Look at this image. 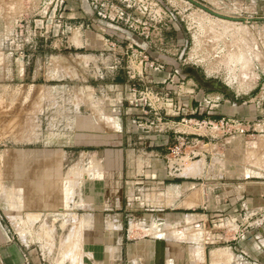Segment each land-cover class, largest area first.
Listing matches in <instances>:
<instances>
[{"label": "crops", "instance_id": "crops-1", "mask_svg": "<svg viewBox=\"0 0 264 264\" xmlns=\"http://www.w3.org/2000/svg\"><path fill=\"white\" fill-rule=\"evenodd\" d=\"M204 1L226 5L228 0ZM234 1L264 11V0ZM59 17L79 33L86 29V37L95 41L82 40V47L118 60L114 68L119 72L121 63L126 65L123 53H104L109 41L102 29L115 27L99 21L88 0H68ZM121 32L128 34L126 46L152 52L165 69L155 74L147 107L130 105L138 96L121 77L106 87L118 91V102L111 105L120 141L116 149L104 150L94 174L79 181L78 194L68 202L83 237L75 263L264 264V168L257 171L233 158L239 154L234 145L250 140L251 131H264V85L248 97L236 93L239 87L225 85L228 94L204 86L222 82L207 81L191 64L186 33L173 31L164 35L166 45L153 46L144 37ZM174 46L181 47L178 55L169 50ZM187 68L195 75L171 88L169 81L177 83V71ZM209 100L216 103L200 111L198 104ZM185 118L213 121L214 126L196 130L183 123ZM221 120L231 124L223 126ZM180 137L186 139V159L174 162L170 151ZM10 226L0 215V264H65L45 260L43 254L40 259L30 246L15 243Z\"/></svg>", "mask_w": 264, "mask_h": 264}, {"label": "rangeland", "instance_id": "rangeland-1", "mask_svg": "<svg viewBox=\"0 0 264 264\" xmlns=\"http://www.w3.org/2000/svg\"><path fill=\"white\" fill-rule=\"evenodd\" d=\"M163 1L180 13L191 42L188 57L207 81L239 87L242 97L264 85V11L195 0L244 20L236 23L184 0ZM57 2L0 0V215L11 224L15 243L30 246L40 259L43 254L45 260L76 264L83 237L68 202L78 194L79 181L94 174L104 150L119 145L111 105L118 91L106 87L119 77L125 81L127 71L116 70L118 60L109 54L82 47V40H94L86 29L79 33L61 20L51 7ZM128 22L124 30L132 35L133 19ZM249 135L234 145L239 154L233 158L258 171L264 168V131ZM61 214H67L63 220Z\"/></svg>", "mask_w": 264, "mask_h": 264}, {"label": "built area", "instance_id": "built-area-1", "mask_svg": "<svg viewBox=\"0 0 264 264\" xmlns=\"http://www.w3.org/2000/svg\"><path fill=\"white\" fill-rule=\"evenodd\" d=\"M231 3H236V1L228 0L225 6ZM88 5L99 21L115 27L113 31L107 28L102 29L104 37L109 41L104 51H109L116 55L123 53L121 57L124 55L126 57L127 63L126 65L121 63L120 70L127 71V73L125 72V81L129 84L130 92L138 96L129 101L130 105L136 108L150 106L152 102L150 95L154 90L153 86L156 84L154 80L155 74L161 73L165 69V65L156 63V61H154V55L148 50L143 51L133 45L126 46L124 44L126 37L121 34L120 36L117 35L116 31H126L124 27H127L129 19H133L134 34L148 39L153 46L156 44L157 46H164L166 45V43H164V35L170 34L173 31L184 33L183 19L180 17V13L179 15L175 13L163 0H88ZM239 5L240 4L237 3L231 4V6L234 7ZM65 6L62 0H60V3L57 2L55 5H51L53 10L56 13L59 11L60 14L64 11ZM61 20L63 19L61 18ZM180 48V46H174V48L169 47V50L174 51L172 54L178 55ZM185 66H187V64H185ZM176 76L179 79L177 83L174 82V78L169 81L171 88L179 85L181 86V84L183 85V82L188 78L178 71ZM212 103L216 102L212 100L204 101L203 103L200 102L198 104L199 110L205 112L207 107L211 106L209 104ZM177 109V114L181 113V109ZM183 123L189 126L192 125L196 130L214 126L213 121L199 119L185 118ZM220 124L229 126L231 123L226 120H221ZM185 148L186 139L180 137L178 143L171 150L176 154V158H178H175L174 162H181L184 160Z\"/></svg>", "mask_w": 264, "mask_h": 264}, {"label": "water", "instance_id": "water-1", "mask_svg": "<svg viewBox=\"0 0 264 264\" xmlns=\"http://www.w3.org/2000/svg\"><path fill=\"white\" fill-rule=\"evenodd\" d=\"M192 5H195L196 7L202 9L203 11L209 13L210 15L216 17V18H219V19H222V20H226V21H230V22H244V20L242 19H236V18H230V17H226V16H223L221 14H218L216 12H213L211 10H209L208 8L204 7L203 5H201L200 3L196 2L195 0H184ZM182 75L184 76H190V75H195V72L193 69H190V68H187L185 69L184 71L181 72ZM203 85L204 86H210V87H213L215 89H220V90H223L225 91L226 93L229 94V91L227 88H225L223 85H220L219 83L217 82H211V83H205L203 82Z\"/></svg>", "mask_w": 264, "mask_h": 264}]
</instances>
